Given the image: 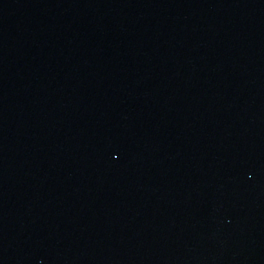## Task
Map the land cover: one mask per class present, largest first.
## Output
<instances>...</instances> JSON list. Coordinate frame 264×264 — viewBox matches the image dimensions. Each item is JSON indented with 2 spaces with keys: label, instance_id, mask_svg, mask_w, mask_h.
Wrapping results in <instances>:
<instances>
[{
  "label": "water",
  "instance_id": "1",
  "mask_svg": "<svg viewBox=\"0 0 264 264\" xmlns=\"http://www.w3.org/2000/svg\"><path fill=\"white\" fill-rule=\"evenodd\" d=\"M0 264H264V0H0Z\"/></svg>",
  "mask_w": 264,
  "mask_h": 264
}]
</instances>
